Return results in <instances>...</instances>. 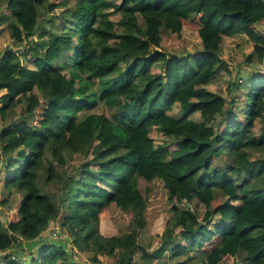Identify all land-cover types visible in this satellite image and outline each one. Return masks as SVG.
<instances>
[{
  "label": "trees",
  "instance_id": "1",
  "mask_svg": "<svg viewBox=\"0 0 264 264\" xmlns=\"http://www.w3.org/2000/svg\"><path fill=\"white\" fill-rule=\"evenodd\" d=\"M1 7L0 38L6 33L15 48L0 54V162L3 187L22 198L0 216V264H87L78 254L92 264H148L166 254L206 259L190 264H264V75L234 76L225 97L205 87L233 74L219 54L224 36L245 34L253 52L244 62L263 61L264 0ZM184 30L202 47H164V35L181 39ZM88 76L103 112L79 119L93 101L83 93ZM74 155L84 159L71 168ZM155 179L172 207L149 251L139 233L150 189L139 185ZM113 205L129 214L128 232L110 233Z\"/></svg>",
  "mask_w": 264,
  "mask_h": 264
},
{
  "label": "rangeland",
  "instance_id": "2",
  "mask_svg": "<svg viewBox=\"0 0 264 264\" xmlns=\"http://www.w3.org/2000/svg\"><path fill=\"white\" fill-rule=\"evenodd\" d=\"M115 1V0H113ZM0 16H5L7 17V15L5 14L6 12L3 11L4 8H0ZM47 16V15H44ZM43 16V18L45 19V17ZM48 22L45 20V23ZM5 36H3L2 33V37L0 38V54L4 51V49L8 46L10 48H15L14 44H8L6 40L9 39L8 35L5 33ZM6 39V40H5ZM198 35L195 33H192L191 31H187L184 30L182 32V38L181 39H176L173 36H167L164 35L163 36V44L165 48H174L176 49L178 52H192L195 49L200 48L199 47V40H198ZM240 40V39H239ZM238 39L234 42H229L230 44H235L237 43ZM244 43V42H243ZM244 48L246 51H244L243 53H239L236 54L234 56H231L234 61H237V65H235V67H232L234 69V71H237V75L240 74V72L244 71V69L247 68H252V65H248L244 62V55L245 53H247L248 51H250L252 49V45L249 42V40H246V43L243 44ZM18 49V48H17ZM16 49V50H17ZM20 51L22 50V48L19 49ZM243 50V49H241ZM253 52V51H252ZM231 59V58H230ZM23 61V59H21ZM232 76L230 75H223V76H217L216 78H214L208 85H207V89H209V91H212L216 94H222V95H228V85L229 82L231 81ZM90 81H88V88H85L83 93L86 92L87 95H91V99L93 100L89 106L85 109H83L82 113L79 114V119L85 117L86 115L90 114V113H96V112H103V108L102 106H99L98 108H96V99L93 98V94L96 90V78H93L91 76H88V78ZM80 82V81H79ZM80 84V83H79ZM76 88H78V82L76 84ZM80 93H82V90H80ZM79 95V94H77ZM20 110V108H18V111ZM174 113L176 116H180L182 111L180 109L179 106H175L174 108ZM192 119L194 120H199L200 119V113H195L192 117ZM173 146H171L172 149ZM69 166L75 167L78 164L83 162L84 157H80L78 155H74L72 158L69 156ZM5 178V171L3 169V162H0V216L2 218V220L5 218V212L7 211H12L15 208H17L19 206L20 200L22 198L21 194L19 193H13L11 196H9L8 191H6V189L3 187V181ZM150 189V192L148 193V208L146 211V216H147V226L140 231L139 233V243L140 245H142L145 249H148L149 251H151L152 249L156 248L157 245L159 244V238H158V233L162 230V228L164 227L170 212H171V207H172V203L168 200V194H167V190L164 186V182L162 179H155L151 182H145L142 181L139 185V189L141 190V192H144L146 188ZM5 199H7V202L5 204H2V201H4ZM192 207L194 209H196L199 213H203L204 209L201 205L199 204H193ZM108 228L110 229V233H115V234H123L124 232L129 230V214L125 213L124 211L122 212L121 210H119L118 208H116L114 205L112 206V209H110V212H108ZM104 220V219H103ZM217 220V219H215ZM104 224V221H103ZM102 224V225H103ZM105 226L102 228V232L106 233L105 230ZM54 229H59V225L56 224V227H54ZM1 255H4V253H2ZM0 255V256H1ZM193 258L191 259L190 263L195 262L196 260H203L204 258L198 256L197 254H192ZM139 256V255H138ZM137 256V257H138ZM136 257V259H137ZM2 257H0L1 259ZM77 260L80 262H84V263H91L90 262V257L88 254H82V255H77L76 256ZM103 261L101 263H108V260L103 257L102 258ZM175 261H177L174 258H171L169 254H167L164 258L161 259H155L153 260L151 263L148 264H175ZM140 262V261H139ZM92 264V263H91ZM226 264H233V262H229ZM236 264V263H235Z\"/></svg>",
  "mask_w": 264,
  "mask_h": 264
},
{
  "label": "crops",
  "instance_id": "3",
  "mask_svg": "<svg viewBox=\"0 0 264 264\" xmlns=\"http://www.w3.org/2000/svg\"><path fill=\"white\" fill-rule=\"evenodd\" d=\"M48 16L49 15H47V16H44L45 17V20L46 21H49L47 18H48ZM259 29L262 31V32H264V24L262 25V26H260L259 27ZM190 32V31H189ZM192 32V31H191ZM192 33H195V34H197V32H192ZM198 35V34H197ZM198 40H199V47L201 48L202 47V42H201V39H200V37L198 36ZM238 39V41H237V43H235V44H230L229 42H234V41H236ZM240 39V40H239ZM246 40H247V36L245 35V34H236V35H234V36H224L223 37V44H222V47L220 48V50H219V54L222 56V58H224V59H226V60H229L230 61V63H231V66L232 67H235V65H237V61H234V60H232L233 58L232 57H230V55L231 56H234L235 55V53L236 54H238L239 55V53H243L244 51H246L245 50V48H244V45L243 44H245L246 43ZM244 42V43H243ZM199 49V48H198ZM241 49H243V50H241ZM196 50V49H195ZM194 50V51H195ZM253 51V48L250 50V51H248L247 53H245V55H244V59H245V56L248 54V53H250V52H252ZM231 58V59H230ZM248 65H252V68H247V69H244V71H242V72H240V74L239 75H237L236 76V74H237V71H234V69L231 67V70H232V72H233V74L231 75V74H229V73H221V74H219V76L221 75V76H225V75H230V76H232L231 77V81L233 80V78H234V76H235V78H237L236 80H238V79H241L242 81H243V83H245V81L247 80V78L248 77H250V76H253V75H259V74H263L264 75V59H263V61L262 62H260V63H252V64H248ZM231 81L229 82V84L231 83ZM229 86V85H228ZM206 87V89H207V85L205 86ZM209 90V89H208ZM219 95H221V96H223V97H225V96H227V95H222V94H219ZM177 106H179V105H177ZM175 108V107H174ZM196 113H198V112H196ZM175 114V113H174ZM194 115V114H193ZM192 115V116H193ZM176 116V115H175ZM177 117H179V116H177ZM173 149H175V147H172V150ZM167 190V189H166ZM168 194V193H167ZM53 230H55L54 228H53ZM129 231V230H128ZM128 231H126V232H128ZM126 232H124V233H126ZM1 253V252H0ZM80 255H82V254H80ZM86 255V254H85ZM167 255V254H166ZM165 255V256H166ZM164 256V257H165ZM171 257V256H170ZM172 258V257H171ZM193 258V255L192 254H190L189 256H184V257H180V258H174V259H176L177 261H175V264H190V262H191V259ZM204 260H206L205 258L203 259V261ZM101 264H106V263H101Z\"/></svg>",
  "mask_w": 264,
  "mask_h": 264
},
{
  "label": "built area",
  "instance_id": "4",
  "mask_svg": "<svg viewBox=\"0 0 264 264\" xmlns=\"http://www.w3.org/2000/svg\"><path fill=\"white\" fill-rule=\"evenodd\" d=\"M14 259H16L15 257H13Z\"/></svg>",
  "mask_w": 264,
  "mask_h": 264
},
{
  "label": "water",
  "instance_id": "5",
  "mask_svg": "<svg viewBox=\"0 0 264 264\" xmlns=\"http://www.w3.org/2000/svg\"><path fill=\"white\" fill-rule=\"evenodd\" d=\"M30 257V256H29Z\"/></svg>",
  "mask_w": 264,
  "mask_h": 264
}]
</instances>
